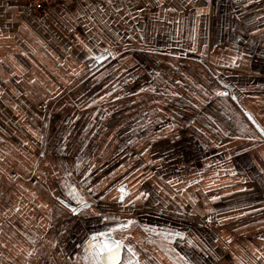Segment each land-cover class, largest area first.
Wrapping results in <instances>:
<instances>
[{"label": "crops", "instance_id": "obj_1", "mask_svg": "<svg viewBox=\"0 0 264 264\" xmlns=\"http://www.w3.org/2000/svg\"><path fill=\"white\" fill-rule=\"evenodd\" d=\"M100 232L264 264V0H0V264H93Z\"/></svg>", "mask_w": 264, "mask_h": 264}, {"label": "snow or ice", "instance_id": "obj_2", "mask_svg": "<svg viewBox=\"0 0 264 264\" xmlns=\"http://www.w3.org/2000/svg\"><path fill=\"white\" fill-rule=\"evenodd\" d=\"M90 51V50H89ZM223 95V93H221ZM121 192L125 191L123 188ZM123 201V197H121ZM87 207L86 202L79 201ZM73 214H78L77 208L69 209ZM121 242L116 240H109L108 234L104 232L93 235L89 241V250L93 264H120L121 261Z\"/></svg>", "mask_w": 264, "mask_h": 264}, {"label": "built area", "instance_id": "obj_3", "mask_svg": "<svg viewBox=\"0 0 264 264\" xmlns=\"http://www.w3.org/2000/svg\"><path fill=\"white\" fill-rule=\"evenodd\" d=\"M8 2H18L23 5L28 11L35 15H43L47 8L55 5H60L64 0H5Z\"/></svg>", "mask_w": 264, "mask_h": 264}]
</instances>
